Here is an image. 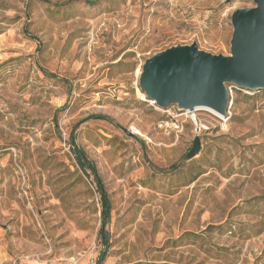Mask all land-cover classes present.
<instances>
[{"label": "rangeland", "instance_id": "374dc122", "mask_svg": "<svg viewBox=\"0 0 264 264\" xmlns=\"http://www.w3.org/2000/svg\"><path fill=\"white\" fill-rule=\"evenodd\" d=\"M252 7L0 0V264H96L100 195L71 136L112 201L104 264H264V91L227 85L223 116L153 107L139 85L173 47L229 56Z\"/></svg>", "mask_w": 264, "mask_h": 264}, {"label": "water", "instance_id": "95a60500", "mask_svg": "<svg viewBox=\"0 0 264 264\" xmlns=\"http://www.w3.org/2000/svg\"><path fill=\"white\" fill-rule=\"evenodd\" d=\"M251 1L255 7L237 9L232 14L229 56L212 55L193 44L173 47L147 59L139 85L148 101H155L161 109L177 106L180 111L203 109L226 116L230 102L227 85L264 91V0ZM201 147L197 137L186 158L194 159Z\"/></svg>", "mask_w": 264, "mask_h": 264}, {"label": "trees", "instance_id": "16d2710c", "mask_svg": "<svg viewBox=\"0 0 264 264\" xmlns=\"http://www.w3.org/2000/svg\"><path fill=\"white\" fill-rule=\"evenodd\" d=\"M46 75L50 76L49 73L45 72ZM250 96V95H247ZM257 95H253L254 97ZM71 149L76 159L77 165L81 171L89 179L93 177L94 183L96 184L97 190L100 195V204H101V227L98 233L100 243L103 246V249L100 251L96 264H104L106 258L108 257L109 250L111 248V241L109 233L107 232V227L109 226L112 218V201L109 193L107 192L105 185L98 173V170L94 163H92L85 151L75 142V137L71 136Z\"/></svg>", "mask_w": 264, "mask_h": 264}, {"label": "built area", "instance_id": "2783aa9c", "mask_svg": "<svg viewBox=\"0 0 264 264\" xmlns=\"http://www.w3.org/2000/svg\"><path fill=\"white\" fill-rule=\"evenodd\" d=\"M242 92H244L246 95H250V96H253V95H259L263 92V90H247V89H240ZM151 106L153 107H158L156 102L155 101H148Z\"/></svg>", "mask_w": 264, "mask_h": 264}, {"label": "bare ground", "instance_id": "6f19581e", "mask_svg": "<svg viewBox=\"0 0 264 264\" xmlns=\"http://www.w3.org/2000/svg\"><path fill=\"white\" fill-rule=\"evenodd\" d=\"M143 97H145L144 95H143ZM220 115V114H219Z\"/></svg>", "mask_w": 264, "mask_h": 264}]
</instances>
